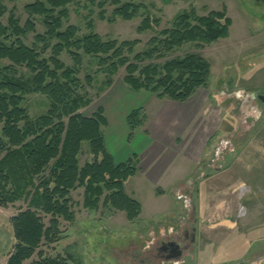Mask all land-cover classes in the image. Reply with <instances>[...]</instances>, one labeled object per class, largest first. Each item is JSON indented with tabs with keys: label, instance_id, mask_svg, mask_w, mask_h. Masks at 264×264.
Here are the masks:
<instances>
[{
	"label": "trees",
	"instance_id": "trees-1",
	"mask_svg": "<svg viewBox=\"0 0 264 264\" xmlns=\"http://www.w3.org/2000/svg\"><path fill=\"white\" fill-rule=\"evenodd\" d=\"M76 2L34 0L25 8L30 19L24 27L14 15L9 26L0 21V207L26 201L29 208L12 219L17 244L7 264L31 260L32 264H71L70 259L46 257L39 250L62 240L61 220L75 221L72 193L78 189L85 191L84 207L88 210H99L102 205L125 213L129 222L142 214L141 205L126 192L127 182L137 175L138 158L117 163L106 146L104 110L98 108L91 117L81 113L93 104L81 94L94 82L91 75L85 77V83L79 78L84 58L98 66V73L106 75L100 96L124 69L123 82L132 91L146 92L161 101L185 103L199 89H208L211 64L200 54L158 62L186 45L202 49L230 37L232 20L226 9L203 17L193 9L179 15L171 29L158 30L161 21L143 16L147 7L137 0H111L110 16L108 1H99L102 21L114 24L119 19L130 22L144 17L138 33L156 35L146 49L140 50L142 43L138 40L105 41L94 32L81 36L75 26L65 29L70 20L69 6ZM4 14L0 7V15ZM35 17L42 18L47 28L46 34L35 37L37 44H43V52L24 41L29 33L36 32L31 20ZM53 41L56 43L51 44ZM48 49L51 56L43 58ZM63 55L70 56L74 68L63 62ZM19 69H25L31 77H18ZM31 95H43L51 102L49 113L35 121L24 107ZM127 122L132 138L145 127L147 115L142 109L136 110ZM85 143L89 144L93 161L81 166ZM40 213L50 217L48 226Z\"/></svg>",
	"mask_w": 264,
	"mask_h": 264
},
{
	"label": "rangeland",
	"instance_id": "rangeland-1",
	"mask_svg": "<svg viewBox=\"0 0 264 264\" xmlns=\"http://www.w3.org/2000/svg\"><path fill=\"white\" fill-rule=\"evenodd\" d=\"M99 1H108L106 9L110 16L113 11V7L110 5L111 0H77L76 4L69 6L70 20L65 24V29L69 26H75L80 29L81 36L94 32L103 37L105 41L133 42L138 40L142 43L139 47L140 50L146 49L149 41L156 35L153 32L138 33V28L144 19L143 16H146V14L160 20L161 26L158 30H164L171 29L179 15L193 9L199 17L208 16L211 12L227 10L228 17L232 20L229 38L202 49H198L193 44L186 45L158 63H165L176 58L182 59L192 54H200L211 64V83L208 89L198 90L200 91V97L203 95L202 99H208L207 105L203 109V114L205 113L203 118L205 119L202 118L198 122L200 123L199 127L201 126V134H204V129L207 128L211 129L210 131L213 133L219 127V123L223 124L222 128L227 127L226 129L231 130L233 134L223 139L226 140L228 154L223 149H220V151L215 150V152L211 150L205 153L204 159L205 161L213 159L224 162L226 155H230L232 160L234 159L233 156H238V159H240L239 165L243 170V179L253 188L262 191L264 182L259 186L256 179L264 181V105L258 99L259 95H264V4L260 8H256L251 0H137L138 3L147 7V11L142 13L143 16H139L130 22L119 19L111 24L100 19V9L97 6L100 3ZM33 2L34 0H0V7L5 11L3 17L0 15V21L5 26H9V19L11 15H14L19 25L24 27L30 19L25 8ZM31 20L36 25V32L29 33L24 41L28 46L43 52V44H37L35 37L46 34L47 28L42 18L35 17ZM55 43L53 41L51 44ZM50 56L51 49L43 53V58H49ZM62 60L68 67L74 68V62L70 56L63 55ZM98 71V66L93 65L90 59L85 57L84 67L79 72V78L83 83H85V77L88 75L94 78L93 86H86L85 90L81 92L93 101L90 107L81 111L86 117H91L100 108V93L106 81V75L98 73ZM124 76L125 70L123 69L115 77L116 85L123 82ZM18 77L29 79L31 74L25 69H19ZM127 92L131 96H124L129 100L147 99L151 95L146 92L136 93L129 87ZM24 107L27 108L30 119L35 121L49 113L51 102L43 95H31L24 103ZM207 117L209 118L207 119ZM2 128L3 125L0 123V133ZM108 132L109 129L107 128L105 130L106 135H108ZM189 136L188 138H190ZM107 138L110 143L108 148L117 158V163L127 161V152L129 153V151L135 150L134 154L139 155V149L143 142L139 132L132 138H127L126 150L118 135L113 140L109 136ZM190 142L189 144H191ZM89 148L88 143L83 144L82 155L80 156L81 166L93 161ZM172 162L169 172L170 177L175 181L174 187H179L181 184H183L181 186H189V183H196L208 174L207 169L199 167L194 158L177 156V159ZM217 169L213 166L212 171L216 172ZM137 177L138 175L131 178L127 183L129 194H133L135 190ZM177 179L186 180L178 184ZM248 192H251V190L248 189ZM84 196V189H78L72 193V211L75 213V221L69 223L61 220L62 240L53 245H43L39 250L46 257L70 259L71 264H238L229 261V259L236 260L238 258L243 259L246 264H261L264 261V231L260 230L251 235L252 242H260V244L249 255L245 257H239L240 255L236 254L228 255V258L223 261L225 257L223 259L216 256L212 257L213 253L211 255L208 253L206 254L207 257H203L202 261L199 262L197 258L199 250L204 251L207 248L208 251V245L211 243L213 244L212 249L216 253L219 252V249L215 246L220 243L218 241L220 232L218 230L212 233L207 232L205 226L208 227L210 222L208 217H205V221L202 223L204 219L202 220L199 215L196 200L191 203L186 218L193 222L191 216L194 214L192 212L194 207L195 225L198 228L199 235H197V239L199 238L200 244L205 245L206 248L201 249L194 245L191 248L192 250L184 253L181 258L166 260L161 257L159 248L162 242L172 239V236L181 232L179 226L177 227L178 232L169 234L162 231L163 227L156 225L159 220L156 224L152 222L145 227L142 224L143 221L131 224L125 213L115 212L102 205L96 211L86 209L84 207ZM169 197L176 205H183L182 201H177L176 195L172 192L169 193ZM260 199L259 201L264 200V198ZM252 202L257 203L256 199ZM243 203L247 205V202L244 201ZM28 209V202L26 201L10 205L8 208L0 207V264H7L17 244L12 219L21 211H27ZM253 212L257 213V210ZM40 214L48 226L50 217ZM246 215L247 219H245ZM239 217L243 222L245 220L250 222L254 217H257L255 219L260 220V224L264 223V217L250 214L246 208L243 209V213ZM177 218L178 222L183 220L182 217ZM143 223L145 224V222ZM141 228H145V230L141 231ZM210 234H213V236H210ZM240 235L243 234L240 233ZM257 236H259V239H257ZM203 237L206 238L203 239ZM201 239L204 241H201ZM34 259H37V256ZM25 264H32V260Z\"/></svg>",
	"mask_w": 264,
	"mask_h": 264
},
{
	"label": "crops",
	"instance_id": "crops-1",
	"mask_svg": "<svg viewBox=\"0 0 264 264\" xmlns=\"http://www.w3.org/2000/svg\"><path fill=\"white\" fill-rule=\"evenodd\" d=\"M118 84L116 85L115 80L113 86L100 96V108L104 110L107 119L105 130L109 129L108 135L105 133L108 151L110 152L108 148L110 143L107 136L113 140L117 135L126 150L127 138H130L131 133L127 120L134 111L142 109L147 115L145 127L137 130L133 135L135 136L139 132L140 138L143 140L139 155L134 154L135 150L127 152L128 160L134 156L138 158V177L135 181L133 194L127 192V184L126 192L142 207L140 218L131 222V224L143 221L145 224L143 222L142 224L145 227L152 222L156 224L159 220L156 225L163 227L164 230L162 229V231L164 233L174 234L181 230L180 233L175 235L194 228L196 230L195 247L205 249V245L200 244V239H197L198 228L195 225L194 207L192 209L194 214L191 216L193 222L186 218L191 203L196 200L199 215L202 220L204 219L202 223H204L205 217H208L210 222L208 227L205 226L207 232L212 233L217 230L220 232L218 237L220 243L215 246L219 249V252L216 253L212 249L213 244L211 243L208 245L211 248H208V251L207 248L204 250L205 252L199 250L197 254L199 262L202 261L203 257H207L206 254L208 253L210 255L213 253L212 257L216 256L222 259L225 257L223 260L225 261L228 255L236 254L240 255L239 257H245L256 246L259 247L260 242H252L250 238L253 233L260 230L264 231V223L260 224L261 221L255 219L257 217H254L250 222H246V220L243 222L239 216L241 215L240 208L241 210L246 208L248 213L264 217V200L259 201L261 194V199L264 198V186L262 191H259L258 188H253L243 179V170L239 165L240 159H238V156H233L234 159L232 160L230 155H226L224 162L213 159L205 161L204 156L207 151L214 150L215 152V150L223 149L227 153L226 140L223 139L233 134L231 130L226 129L227 127L222 128L223 124L221 123L213 133L210 131L211 129L207 128L204 129V134H201V126L199 127L200 123L198 122L204 117L203 109L206 107L208 99H202L203 95L200 97V91H198L192 99L185 103L169 100L161 101L153 95H150L147 99L129 100L124 96L130 95L127 92L128 86L124 82ZM226 119L228 120V117ZM235 131L237 132V130ZM187 135H190V138ZM110 153L117 162L114 154ZM177 156L194 158L199 167L207 169L208 174L196 183H189V186H181L183 185L181 184V187H174L175 181L170 177L169 170L172 161H175ZM213 166L218 168L216 172L212 171ZM259 171L261 172V170ZM185 180H178L177 183L179 184ZM256 180L259 186L264 182L258 178ZM247 188L251 192H248ZM170 192L176 195L177 201H182L183 205H176L171 201ZM254 199L257 203L252 202ZM244 201L247 202V205L243 203ZM256 210L257 213H254L253 211ZM177 217H182L183 220L178 222ZM245 219H247V215ZM178 226L179 230H177ZM143 230L145 228H141V231ZM240 233L243 235L241 236ZM210 236H213V234H210ZM257 237L259 239V236ZM205 238L203 237V239ZM229 261L234 263L244 262L241 258L229 259Z\"/></svg>",
	"mask_w": 264,
	"mask_h": 264
},
{
	"label": "flooded vegetation",
	"instance_id": "flooded-vegetation-1",
	"mask_svg": "<svg viewBox=\"0 0 264 264\" xmlns=\"http://www.w3.org/2000/svg\"><path fill=\"white\" fill-rule=\"evenodd\" d=\"M254 7L260 8L264 4V0H251ZM220 151V150H218ZM196 241V230H185L181 234L175 235L172 239L162 242L159 253L166 260L181 258L184 253L190 252Z\"/></svg>",
	"mask_w": 264,
	"mask_h": 264
},
{
	"label": "water",
	"instance_id": "water-1",
	"mask_svg": "<svg viewBox=\"0 0 264 264\" xmlns=\"http://www.w3.org/2000/svg\"><path fill=\"white\" fill-rule=\"evenodd\" d=\"M258 99H259V100L263 103V105H264V95H259V96H258ZM238 264H246V263L242 262V263H238ZM261 264H264V261H262Z\"/></svg>",
	"mask_w": 264,
	"mask_h": 264
}]
</instances>
